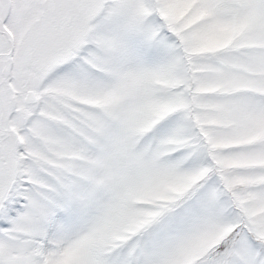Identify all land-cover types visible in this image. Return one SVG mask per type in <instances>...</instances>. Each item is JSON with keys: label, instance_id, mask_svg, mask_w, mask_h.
<instances>
[{"label": "snow or ice", "instance_id": "1", "mask_svg": "<svg viewBox=\"0 0 264 264\" xmlns=\"http://www.w3.org/2000/svg\"><path fill=\"white\" fill-rule=\"evenodd\" d=\"M0 264H264V0H0Z\"/></svg>", "mask_w": 264, "mask_h": 264}]
</instances>
